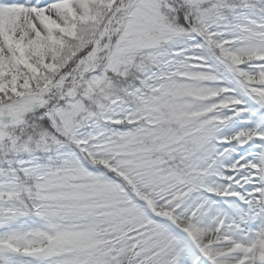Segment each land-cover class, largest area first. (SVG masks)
<instances>
[{
    "label": "snow or ice",
    "instance_id": "snow-or-ice-1",
    "mask_svg": "<svg viewBox=\"0 0 264 264\" xmlns=\"http://www.w3.org/2000/svg\"><path fill=\"white\" fill-rule=\"evenodd\" d=\"M0 264H264V0H0Z\"/></svg>",
    "mask_w": 264,
    "mask_h": 264
}]
</instances>
